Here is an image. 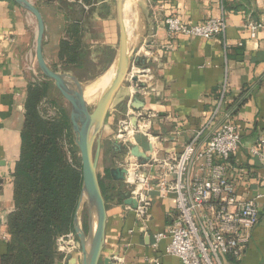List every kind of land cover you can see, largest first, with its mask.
Instances as JSON below:
<instances>
[{"label": "crops", "instance_id": "crops-1", "mask_svg": "<svg viewBox=\"0 0 264 264\" xmlns=\"http://www.w3.org/2000/svg\"><path fill=\"white\" fill-rule=\"evenodd\" d=\"M29 1L43 18L42 54L48 67L74 75L81 84L84 78L79 73L90 75L86 65L97 70V77L114 68L118 47L115 0ZM167 16L187 25L222 17L226 29L210 40L169 37L163 22ZM248 20L263 25L255 38H250L245 27ZM125 21L129 50H138L136 57L141 59L134 65L149 68L151 81L145 86L146 95L131 99L134 83L128 79L105 122L99 161L105 145H109V154L105 155L103 172L98 168V176L105 189L107 222L100 264L105 259L115 264H152L156 258L158 264H181L179 259L164 255L167 241L152 247V234L165 232L175 212L173 195L153 198L147 234L137 228L134 210L116 196V188L123 186L112 181L109 170L123 160L125 153L113 147L114 136L130 99H143L141 112L157 115L150 122L152 134L165 139L159 156H177L205 125L226 85L218 120L234 124L241 138L227 163L226 177L238 201L264 194V157L259 159L250 152L260 140L264 146V0H172L163 8L160 0H129ZM72 36L79 38L86 51L84 68L79 72L61 56L62 42H72ZM35 40L34 19L15 3L0 0V259L9 242L7 220L15 210L13 173L20 158L27 90L31 83L43 79L36 64ZM166 116L174 117L173 121L165 120ZM137 137L135 142L147 152V143ZM141 139L147 149L140 145ZM257 202L258 223L243 257L238 262L227 259L224 264H264V200ZM116 255L120 263L113 260ZM57 257L56 264L61 259ZM73 259L78 260L77 256Z\"/></svg>", "mask_w": 264, "mask_h": 264}, {"label": "built area", "instance_id": "built-area-1", "mask_svg": "<svg viewBox=\"0 0 264 264\" xmlns=\"http://www.w3.org/2000/svg\"><path fill=\"white\" fill-rule=\"evenodd\" d=\"M171 1L160 0L161 7ZM163 22L169 37L181 35L210 40L223 34L226 29L222 17L207 19L199 25L184 24L173 16L165 17ZM245 27L250 38H255L263 25L248 20ZM150 75L149 68L131 64L127 80L138 77V82L130 90L131 99L148 93L145 86L151 81ZM226 94L227 88L223 85L218 103L205 125L177 156H159L165 139L153 135L150 129V122L157 115L134 110L131 99L114 136V142L125 151L123 160L117 166L126 170L122 186L131 192L137 203L134 212L139 231L147 234L153 198L173 195L175 212L165 232L152 234V247L157 248L159 243L167 241L164 255L179 259L181 264H224L227 259L240 261L249 244L251 232L258 223L257 200H264V194L238 201L234 186L226 177L227 163L241 141L234 124L227 119L218 120ZM165 118L172 122L174 117ZM137 136H141L148 145L146 155L149 161L143 165L128 154V145L137 144ZM250 152L262 159L263 141L260 140ZM55 250L61 256V264H68L66 258L69 256H80V245L73 232L58 236ZM113 260L121 262L118 255ZM158 262L157 258L151 261L152 264Z\"/></svg>", "mask_w": 264, "mask_h": 264}, {"label": "trees", "instance_id": "trees-1", "mask_svg": "<svg viewBox=\"0 0 264 264\" xmlns=\"http://www.w3.org/2000/svg\"><path fill=\"white\" fill-rule=\"evenodd\" d=\"M69 30L73 34V29ZM60 50L76 72L83 70L86 51L79 38L62 42ZM45 84L40 81L28 86L20 158L13 173L15 210L7 220L9 242L0 264H56V238L73 232L81 168L75 159L69 160L62 143V138L69 136L67 114L63 111L56 120H46L38 113ZM77 153L76 148L71 150L72 157ZM99 184L105 198L100 177ZM82 226L86 230V215Z\"/></svg>", "mask_w": 264, "mask_h": 264}, {"label": "water", "instance_id": "water-1", "mask_svg": "<svg viewBox=\"0 0 264 264\" xmlns=\"http://www.w3.org/2000/svg\"><path fill=\"white\" fill-rule=\"evenodd\" d=\"M26 11L36 23L35 58L42 76L53 82L61 97L69 104V121L74 136V145L78 151L81 168V189L73 217V233L80 245L78 260L69 256L68 264H100L105 243L107 222L106 201L102 194L98 177V161L101 149V139L105 122L113 101L127 81L131 64L139 65L141 59L136 57L138 50H129L128 33L125 21V11L129 0H115V16L118 26V47L115 58L114 72L106 87L101 91L98 100L90 110L84 98V87L74 75L52 70L46 64L43 54L44 22L38 9L29 0H9ZM138 82L135 76L131 80ZM145 105L143 99H135L131 107L138 111ZM133 122L135 120L133 119ZM128 154L136 158L140 164L149 161L146 152L138 144H129ZM113 147L125 152L119 144ZM112 181L122 184L125 181L126 170L115 166L109 170ZM119 201L132 210L137 207L129 190L116 188ZM86 215V230L82 226V217ZM104 264H115L105 259ZM61 264V263H58Z\"/></svg>", "mask_w": 264, "mask_h": 264}, {"label": "rangeland", "instance_id": "rangeland-1", "mask_svg": "<svg viewBox=\"0 0 264 264\" xmlns=\"http://www.w3.org/2000/svg\"><path fill=\"white\" fill-rule=\"evenodd\" d=\"M128 5H129V2L126 6L125 13L128 10ZM90 68L88 65L85 66V70L90 72V75L84 76L85 72H80L79 75H80V77L84 78L82 84L85 88L86 94L88 95L89 92H90V94H91V92H93V94H92L93 96L89 101L91 103L88 104L90 110H93V108L96 104V101L98 100L100 93L102 91L101 89H99V85H100V81L102 80L103 77L102 76L97 77V75H96L97 70H92V68L91 69ZM109 73H110V71L105 73V75H107ZM40 75H41V77H43L41 73H40ZM42 82H44L46 84L42 86L45 89V94H44L43 98L41 99V101L38 105L39 115L43 119H46V120H56L57 118H59V114L64 111L68 116L69 110H70L69 104L61 97L59 92L54 87L53 82L44 78V77L42 79ZM69 127H70V130L68 131L69 136H64L62 138V143H63V146L65 147V149L68 153L69 160L74 162V159H75V163L77 162V164H78V163H80L78 153L75 155V157H72V154H71V150L75 149L76 147L74 145V136H73L70 124H69ZM76 151H77V149H76ZM103 153H104V156H103V158L100 159V161H99L100 163L98 165L100 173L103 172V168L106 166L105 165V155L109 154V145L104 146V152ZM120 188L123 189V187H121V186H120Z\"/></svg>", "mask_w": 264, "mask_h": 264}, {"label": "bare ground", "instance_id": "bare-ground-1", "mask_svg": "<svg viewBox=\"0 0 264 264\" xmlns=\"http://www.w3.org/2000/svg\"><path fill=\"white\" fill-rule=\"evenodd\" d=\"M113 72H114V68L110 71V73L109 74H107V75H105L103 78H102V80L100 81V85H99V89H101V90H103L105 87H106V85L108 84V82L110 81V79H111V77L113 76ZM93 94V92H91V94H90V92H89V94L87 95L86 94V92H84V98H85V100H86V102L89 104V103H91V102H89L90 101V99L92 98V95ZM95 95V94H94ZM137 138H141V137H137ZM140 145L142 146V147H144L145 149H147V146L145 145V143H144V141L141 139V143H140Z\"/></svg>", "mask_w": 264, "mask_h": 264}]
</instances>
